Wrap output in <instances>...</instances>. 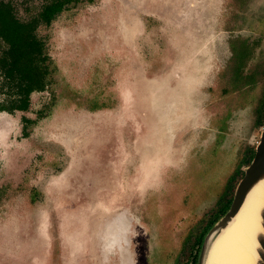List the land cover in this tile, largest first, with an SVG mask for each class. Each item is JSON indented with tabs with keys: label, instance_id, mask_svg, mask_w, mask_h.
Wrapping results in <instances>:
<instances>
[{
	"label": "rangeland",
	"instance_id": "rangeland-1",
	"mask_svg": "<svg viewBox=\"0 0 264 264\" xmlns=\"http://www.w3.org/2000/svg\"><path fill=\"white\" fill-rule=\"evenodd\" d=\"M83 1L38 31L49 89L0 114V264H191L264 129V0Z\"/></svg>",
	"mask_w": 264,
	"mask_h": 264
},
{
	"label": "trees",
	"instance_id": "trees-1",
	"mask_svg": "<svg viewBox=\"0 0 264 264\" xmlns=\"http://www.w3.org/2000/svg\"><path fill=\"white\" fill-rule=\"evenodd\" d=\"M29 1L31 0H25V2ZM78 3V0H42L41 7L35 15L23 21L18 18L12 2L0 0V93L4 91L8 95L6 102L0 104V110L26 111L31 93L44 90L50 72V60L44 43L38 38L37 31L40 25L49 26L62 13L69 11ZM234 51L232 61L236 60L239 64L235 72L236 78H239L242 77L241 70L245 66L246 57L250 55V48L248 45H243L242 49L234 48ZM263 107L264 104L261 111L257 109L258 126H264ZM254 156L255 151L249 155L244 167L250 165ZM243 176L244 172L241 171L238 174L239 180ZM233 180L234 177L231 181ZM232 200V194L230 197L225 196L212 216L213 219L198 227L197 235L189 237L186 243L189 244L194 238L192 247L199 248L207 232L229 210ZM193 256L191 264H196L197 258Z\"/></svg>",
	"mask_w": 264,
	"mask_h": 264
},
{
	"label": "bare ground",
	"instance_id": "bare-ground-1",
	"mask_svg": "<svg viewBox=\"0 0 264 264\" xmlns=\"http://www.w3.org/2000/svg\"><path fill=\"white\" fill-rule=\"evenodd\" d=\"M264 183L257 185L246 203L212 243L205 264H256L255 236L260 231Z\"/></svg>",
	"mask_w": 264,
	"mask_h": 264
},
{
	"label": "water",
	"instance_id": "water-1",
	"mask_svg": "<svg viewBox=\"0 0 264 264\" xmlns=\"http://www.w3.org/2000/svg\"><path fill=\"white\" fill-rule=\"evenodd\" d=\"M264 183V129L255 149V156L249 166L244 170V176L239 181L229 210L216 222L205 235L199 249L196 264H205L209 249L219 234L225 230L238 215L246 203L252 190ZM260 231L255 236L256 264H264V207L260 211Z\"/></svg>",
	"mask_w": 264,
	"mask_h": 264
},
{
	"label": "flooded vegetation",
	"instance_id": "flooded-vegetation-1",
	"mask_svg": "<svg viewBox=\"0 0 264 264\" xmlns=\"http://www.w3.org/2000/svg\"><path fill=\"white\" fill-rule=\"evenodd\" d=\"M6 1V0H5ZM79 1V3L78 4H76L75 6H73V7H76V6H79L81 3H83L84 1L83 0H78ZM24 2H25V0H24ZM30 2V1H29ZM28 3V2H27ZM72 7V8H73ZM71 8V9H72ZM29 20V19H28ZM27 21V20H26ZM55 21V20H54ZM53 21V22H54ZM52 22V23H53ZM52 23L49 25V26H51L52 25ZM49 26H47V25H40L39 26V29L40 28H42V27H49ZM39 29H38V31H39ZM38 31H37V35H38ZM38 38L41 40V38L38 36ZM43 43H44V41L43 40H41ZM44 45H45V43H44ZM45 49H46V46H45ZM0 53H1V49H0ZM46 53H47V51H46ZM47 56H48V58H49V60L51 61V59H50V57H49V55H48V53H47ZM53 70H52V68H50V72H49V75H48V77H47V84H46V86H45V88H44V90L43 91H35V92H33V93H31V95H30V101H29V107H28V109L26 110V111H21V110H18V109H13L12 111H7V110H0V114L1 113H6V114H10V115H13V114H15V113H22V114H26V113H28L29 112V110H30V108H31V98H32V95H34V94H36V93H38V94H40V93H45L48 89H49V86L52 84V82H53ZM236 76V75H235ZM7 94L4 92V91H2L1 93H0V104H2V103H4V102H6V99H7ZM257 113V112H256ZM43 118H45V115L41 112H39V115H38V117L35 119V120H32V119H30V118H28L27 116H23L22 117V120H21V126H22V130H21V138L22 139H28L29 137H30V134H31V131L33 130V128H34V126H36ZM27 120L29 121V122H27ZM36 202H37V199H36Z\"/></svg>",
	"mask_w": 264,
	"mask_h": 264
}]
</instances>
